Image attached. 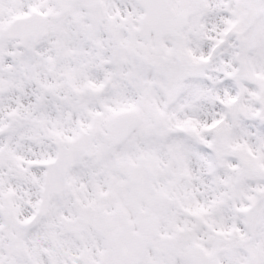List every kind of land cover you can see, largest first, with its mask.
<instances>
[{"label":"snow or ice","instance_id":"snow-or-ice-1","mask_svg":"<svg viewBox=\"0 0 264 264\" xmlns=\"http://www.w3.org/2000/svg\"><path fill=\"white\" fill-rule=\"evenodd\" d=\"M0 264H264V0H0Z\"/></svg>","mask_w":264,"mask_h":264}]
</instances>
